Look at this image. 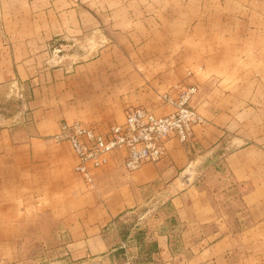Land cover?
Here are the masks:
<instances>
[{
  "label": "crops",
  "instance_id": "0c3cea01",
  "mask_svg": "<svg viewBox=\"0 0 264 264\" xmlns=\"http://www.w3.org/2000/svg\"><path fill=\"white\" fill-rule=\"evenodd\" d=\"M227 1L0 0V233L21 234L0 264L21 263L25 233L41 264H112L134 223V264H264V19ZM180 85L205 123L156 164L128 174L116 150L89 188L51 141L64 123L104 134L128 108L164 115Z\"/></svg>",
  "mask_w": 264,
  "mask_h": 264
},
{
  "label": "built area",
  "instance_id": "2783aa9c",
  "mask_svg": "<svg viewBox=\"0 0 264 264\" xmlns=\"http://www.w3.org/2000/svg\"><path fill=\"white\" fill-rule=\"evenodd\" d=\"M174 92V97L169 93L160 97L163 106L170 108L164 115L143 107L128 108L123 122L110 126L104 134L80 123H64L51 141L69 145L76 160L73 171L89 188L93 187L91 171L106 165L107 156L116 150L124 151L123 169L131 174L146 164L162 161L170 141L188 146L193 128L205 123L193 106L197 88L178 86ZM15 94L22 98L21 91L15 90ZM125 247L122 244L121 249ZM124 264L131 263L126 260Z\"/></svg>",
  "mask_w": 264,
  "mask_h": 264
},
{
  "label": "rangeland",
  "instance_id": "374dc122",
  "mask_svg": "<svg viewBox=\"0 0 264 264\" xmlns=\"http://www.w3.org/2000/svg\"><path fill=\"white\" fill-rule=\"evenodd\" d=\"M222 12L223 14H226L227 16H233V15H238V16H245L246 18H251V17H259L264 19V0H229L227 2H224L222 5ZM261 25L264 26V21L263 23L261 22ZM180 86H193V85H180ZM7 105L4 106L6 111H12L13 110V105L15 106V103L12 102V100L7 101ZM13 104V105H12ZM203 119V118H202ZM204 120V119H203ZM153 203H149L148 201L141 205L139 207V214L138 217L142 219V221H145L147 217L153 214ZM172 218V217H170ZM12 219V218H10ZM142 221L140 223H142ZM132 224L130 223L128 227H130ZM140 228V225H137L134 223L130 228H129V236L123 244L126 245L124 249H121V246L119 248V257L121 258L118 261L112 262V264H124L126 263V260H128L131 264H134L132 259L127 255V252L129 251L130 244L132 242V236L136 231L138 232ZM21 234H15V233H0V245L4 246H13V243L16 242V239L18 236ZM23 237L27 239L26 241V246L27 248L25 249V252L23 254V257L21 260V263L19 264H41L46 262V254L42 252L43 250L39 249V247L29 241L30 234L25 233L23 234ZM7 248V247H4ZM178 248V249H177ZM175 250L178 253H181L185 256H188V254L191 252V250H185L184 248H181L178 246ZM2 249V248H1ZM13 250V248H10ZM197 249V248H196ZM196 249H193L194 251ZM8 250V249H7ZM6 250V251H7ZM192 250V251H193ZM55 263H61L60 259L57 257L54 259ZM17 264V263H15ZM66 264H75V263H66ZM84 264V263H81ZM86 264H110L108 262H97V263H92V262H86Z\"/></svg>",
  "mask_w": 264,
  "mask_h": 264
}]
</instances>
